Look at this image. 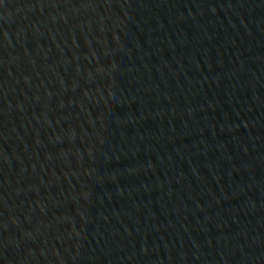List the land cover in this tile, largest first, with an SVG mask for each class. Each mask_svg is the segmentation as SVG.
<instances>
[{"label": "water", "instance_id": "1", "mask_svg": "<svg viewBox=\"0 0 264 264\" xmlns=\"http://www.w3.org/2000/svg\"><path fill=\"white\" fill-rule=\"evenodd\" d=\"M264 221V0H0V264H246Z\"/></svg>", "mask_w": 264, "mask_h": 264}]
</instances>
